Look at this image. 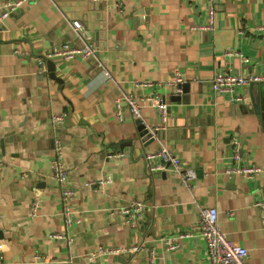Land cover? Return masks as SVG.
I'll return each mask as SVG.
<instances>
[{"label": "crops", "instance_id": "obj_1", "mask_svg": "<svg viewBox=\"0 0 264 264\" xmlns=\"http://www.w3.org/2000/svg\"><path fill=\"white\" fill-rule=\"evenodd\" d=\"M208 5L38 0L0 23L4 264H211L207 242L194 230L206 205L217 207L222 229L248 249L250 263L264 264V122L245 106L251 84L234 93L212 86L221 70L264 75V0H214L211 29H205ZM73 20L82 22L97 54L45 60L54 46L84 44ZM185 80L192 83L189 92L172 101L173 85ZM142 81L154 85L139 86ZM129 93L147 126L161 123L147 97L170 108L168 125L148 145L123 100ZM56 139L70 168L67 186L74 194L68 198L52 174ZM235 142L244 163L261 167L254 180L226 172ZM161 144L195 169L193 188L172 170L149 172L145 152ZM96 178L109 182L86 184ZM135 199L148 208L129 219L121 209ZM193 230L169 248L167 240Z\"/></svg>", "mask_w": 264, "mask_h": 264}, {"label": "built area", "instance_id": "obj_2", "mask_svg": "<svg viewBox=\"0 0 264 264\" xmlns=\"http://www.w3.org/2000/svg\"><path fill=\"white\" fill-rule=\"evenodd\" d=\"M38 0H3L0 3V23L5 18L14 14L24 4L35 2ZM117 6H121V2H117ZM207 14L210 23L205 26V29H211V22L215 16L214 0H209ZM73 26L77 34L85 41L82 46H72L69 43H64L60 46H54L43 54L45 60L54 57L65 60H73L76 57H89L97 54V47L92 42L90 36L85 30L80 20H73ZM248 61V60H246ZM179 79V78H178ZM177 81V80H176ZM254 81H264V75L250 73H232L229 70L218 71L212 80V86L215 92L218 93H234L243 86H249ZM142 85H154L151 81H142L138 83ZM241 97L239 96V99ZM147 99L152 100L156 108L161 114V123L156 126H148L153 136H158V133L164 129L167 120L166 104L162 103L160 99L155 96H149ZM123 100L127 102L131 115L137 121L144 122L141 105L138 98L132 94H125ZM116 107L121 108V100H117ZM121 115V112L119 111ZM164 126V127H163ZM234 144V143H233ZM120 155H123L121 153ZM113 156V153L110 154ZM145 159L147 161L148 170L150 173L157 171L172 170L181 176L182 183L188 188H193V181L196 178V171L193 167L185 165L181 158L175 154L171 149L162 145L154 151L145 152ZM232 158L234 165L227 168L228 174H241L248 179L254 180L261 167L255 164H248L242 161V156L237 142H235ZM4 164L2 142L0 138V171ZM53 177L64 186L63 196L68 198L74 194V190L68 188L67 182L69 180L70 168L64 157V147L61 139L55 140V156L51 161ZM109 182V178H96L87 181V185L92 188H100ZM38 200L35 201L34 206H38ZM148 203L140 199H135L133 202L121 209L122 213L129 219L135 218L137 215L147 210ZM72 210L65 211L66 223L71 224L73 218ZM195 231L201 233L207 242V256L211 264H251L249 261L248 249L240 244L235 243L228 238L226 232L222 229L219 222V211L215 205H206L200 208L199 217L195 225ZM180 232L178 236L173 237L168 241L169 248L175 249L179 246V240L191 236L195 231ZM55 237L68 239L63 235L56 234ZM136 248V247H135ZM109 250V249H105ZM0 264H4V256L0 253Z\"/></svg>", "mask_w": 264, "mask_h": 264}, {"label": "water", "instance_id": "obj_3", "mask_svg": "<svg viewBox=\"0 0 264 264\" xmlns=\"http://www.w3.org/2000/svg\"><path fill=\"white\" fill-rule=\"evenodd\" d=\"M48 65H49L48 67L49 70L52 72V76L56 77L55 63L52 60H48ZM191 85L192 83L189 80L176 82L171 89L170 99L172 101L181 100V92L188 93ZM164 97L162 100L163 102L166 101V98ZM245 97H247V101L245 104L246 108L250 112L260 115L262 121L264 122V81L252 82L250 88L245 91ZM183 100H186V98H183ZM169 109L170 108H167V111H169ZM137 122H138L140 137L144 141H146V144L148 145L150 142L156 139V136L152 135V133L149 130V127L145 122H141L140 120H138ZM166 124L168 125V118ZM124 256H129V254L125 253Z\"/></svg>", "mask_w": 264, "mask_h": 264}]
</instances>
